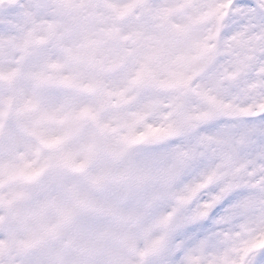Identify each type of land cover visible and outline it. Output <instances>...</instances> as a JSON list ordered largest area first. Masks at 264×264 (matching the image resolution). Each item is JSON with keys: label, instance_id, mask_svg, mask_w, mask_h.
Returning <instances> with one entry per match:
<instances>
[{"label": "rangeland", "instance_id": "rangeland-1", "mask_svg": "<svg viewBox=\"0 0 264 264\" xmlns=\"http://www.w3.org/2000/svg\"><path fill=\"white\" fill-rule=\"evenodd\" d=\"M70 2L77 14L92 12V5L96 4V17L93 20L75 18L69 12ZM210 2L211 0H51V10L37 14L34 1L27 0L28 9L14 20L8 15L13 11L12 7L8 12H0V74L9 78L22 76L14 80V90L18 94L13 93L11 96L13 99L18 98L19 102L15 104L17 123L3 133V120L0 121V137H4L3 141L0 140V183H7L6 189L0 191V202L4 201L6 204L9 200L11 205L9 203L8 206L13 209L12 213L21 212L22 224L30 225L33 222L26 215L25 209L33 210L36 201L47 207V202L53 199L54 206L66 208L72 207L73 203L89 193L94 203L101 202L99 199L106 196L101 195L98 190L107 181L102 180L103 176L99 178L98 172L111 171L102 161L108 159L107 154H117L112 159V181L118 180L113 190L121 198L126 193L131 197L126 206L121 204L117 208L118 224L110 227L108 233L117 232L116 252L108 250L106 257L114 256L116 264H124L121 262L129 258L130 264H141L137 256L141 246H158L163 237L154 236V233L163 213L162 200L166 194L164 186L176 168L173 154L164 150L163 146L166 144L158 142L165 138L172 123L184 131L183 134L179 132L183 136L196 126L200 118L206 116L207 119L214 107L229 100V86L242 78L251 49V42H238L237 54L234 56L236 68L229 72L228 79H224L221 75L223 70L218 67L220 57L215 50L216 29L219 24L211 12H220L224 4L218 1L209 4ZM58 13H64V18L59 20ZM112 23L114 26H111ZM48 28L51 35H46ZM81 32L86 37H79ZM29 34H36L33 40ZM16 37L18 40H14ZM43 38H50L48 47L40 46L39 42ZM81 39L85 40L82 42ZM86 42L97 44L95 53L89 55L97 70H91V63L86 57L84 61L77 63L78 74L75 72V64H69V61L73 60L75 54L82 56L83 51L79 47ZM121 62H124V66L116 75L100 74L108 73L111 64ZM46 65L58 69V80L76 75L80 79L79 83L76 82L77 86L82 84L93 87L94 82L103 83V80H106L107 85L102 89L98 100L92 99L93 97L77 98L73 92L61 91L55 87L52 73L45 69ZM99 65L101 71L98 69ZM141 70L145 71V78L150 83L179 85L180 89L166 90L176 92L169 94L151 88L141 90L137 86L133 87ZM198 73L201 75L198 80H193L192 87L195 95L185 98L181 93L190 82L186 79L191 74L194 77ZM8 96V89L0 84V119ZM126 98L135 100L129 103L132 106L116 108L113 105ZM105 101L110 104L108 110L100 108ZM40 104H44L48 112V122L41 123L39 115L34 116L29 112L32 107ZM99 114L101 118L94 119ZM80 115L84 118H79ZM143 116L148 125L143 132L147 133L148 141L151 142L143 147L142 143L134 141L130 158L123 157L124 150H128L126 138L144 129ZM92 119L95 120L94 126L103 128V134L98 133L89 123ZM114 127L117 128L116 133L110 134L108 130ZM36 137V143L52 138H60L66 143L54 158L58 165L63 158L74 162L95 158L100 169L95 168L92 176L89 174L91 180L74 179L67 169L64 172L66 175L59 173L64 175L62 186L59 175H53L52 172L46 182L35 191H29L21 183L20 174L37 171L39 166L50 160V155L38 151ZM152 142L154 146L151 147ZM126 163L132 167L133 180L130 182L124 181ZM88 182L95 184L89 187ZM16 201H21L22 205L16 204L13 208V202ZM150 201L154 205L150 210L152 213H145L152 216L143 218L141 204L147 205ZM135 218L142 220L145 232L141 230V222L138 224L139 229L134 226ZM51 224L56 229L60 227L56 221H51ZM36 225L39 226V223L36 222ZM23 233L27 234L25 230ZM93 234L95 233L88 236ZM63 235V232L58 231L51 240L43 243L45 239L42 233L35 236V231L32 230L30 234L21 237L19 243L13 240L11 245L5 241V247L22 248L25 240H30L28 243L38 242L37 248H40L39 245L41 248L52 247L55 240L65 247ZM81 237L76 236L77 248L93 247V240L87 236ZM37 259L36 257L35 260ZM102 259L100 256L96 264H104ZM128 263L129 261L126 264Z\"/></svg>", "mask_w": 264, "mask_h": 264}, {"label": "snow or ice", "instance_id": "snow-or-ice-1", "mask_svg": "<svg viewBox=\"0 0 264 264\" xmlns=\"http://www.w3.org/2000/svg\"><path fill=\"white\" fill-rule=\"evenodd\" d=\"M218 3L228 5L215 40L224 79L238 42L251 49L230 99L163 146L176 168L154 233L163 239L147 264H264V0ZM12 8L14 20L23 9Z\"/></svg>", "mask_w": 264, "mask_h": 264}, {"label": "bare ground", "instance_id": "bare-ground-1", "mask_svg": "<svg viewBox=\"0 0 264 264\" xmlns=\"http://www.w3.org/2000/svg\"><path fill=\"white\" fill-rule=\"evenodd\" d=\"M214 1L216 0H211V2L209 4H212ZM86 3V2H85ZM86 5L88 6V3H86ZM92 5V4H91ZM93 7V11L88 13V14H83V13H80L79 12V16L82 18V19H85V20H88V19H94L96 16L94 15L95 13V10L97 8V5H92ZM94 15V16H93ZM79 37H86L83 32H81L80 34H78ZM15 39H18L17 37Z\"/></svg>", "mask_w": 264, "mask_h": 264}]
</instances>
